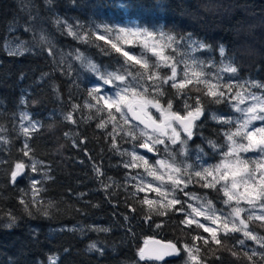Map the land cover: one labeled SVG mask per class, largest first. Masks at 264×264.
<instances>
[{
    "label": "trees",
    "instance_id": "16d2710c",
    "mask_svg": "<svg viewBox=\"0 0 264 264\" xmlns=\"http://www.w3.org/2000/svg\"><path fill=\"white\" fill-rule=\"evenodd\" d=\"M224 1L54 0L50 10L44 0H33L37 6L33 15L39 11V17L32 23L34 28L38 23L40 29L48 30L55 47L68 53L79 50L112 69L117 54L104 55L95 44L85 45L61 35L49 23L53 11L70 22L135 23L150 29L163 25V30L173 35L191 34L210 45L214 54L223 45L226 56L241 69L242 77L264 82V29L261 36L253 38L258 58L240 63L243 56L237 49L243 42L237 31L249 23L248 19L264 17V0H226L223 8L231 4L224 14L227 19L218 15L219 2ZM121 2L132 6H115ZM22 8L21 0H0V43L8 37V28L16 27L14 21L24 25L29 19ZM188 19L195 22L189 24ZM13 35L22 39L29 36L23 31ZM37 43H42V47L35 53L21 56L9 55L0 47V264H48L50 256L58 257V264H159L140 259L139 251L148 240L158 239L179 249L192 243L193 237L202 236L194 227H185L179 215H160L143 203L145 197L132 185V169L120 163L129 157L113 154L110 138L97 127L100 116L94 108L84 106L89 86L78 82V87L71 86L60 70L66 67L60 64L55 48ZM164 90L161 103L166 105L164 101L176 90L170 86ZM211 107L212 111L219 110L218 105ZM23 109L41 123L28 137L19 127L18 115ZM177 109L183 114L182 106L174 101L173 111ZM208 113L201 119V139L220 141L217 132L221 129L209 120ZM69 116L71 119H67ZM117 141L120 142V134ZM195 141L193 144L199 145ZM25 143L27 156L23 154ZM32 161L46 164L50 170L42 179L37 199L31 197L28 179L11 180L16 163L29 165ZM21 199L29 206L31 216ZM9 214L16 218L11 228L4 227L10 222ZM89 226L108 231L89 230ZM219 238L222 245L212 240L207 245L204 240L194 241L201 249L199 255L204 264H250L234 236ZM93 242L102 250H89ZM253 259L255 264H264L259 257ZM162 264L179 262L173 259Z\"/></svg>",
    "mask_w": 264,
    "mask_h": 264
},
{
    "label": "snow or ice",
    "instance_id": "6c2138e0",
    "mask_svg": "<svg viewBox=\"0 0 264 264\" xmlns=\"http://www.w3.org/2000/svg\"><path fill=\"white\" fill-rule=\"evenodd\" d=\"M21 2L22 10L27 12L29 19L24 25L14 21L16 27L10 26L8 37L0 43V47L13 56H21L25 52L35 53L42 47V43L37 41L45 42L50 36L44 29H41L40 35L36 34L32 21L39 17V11L33 15V10L37 8L33 0ZM53 3L54 0H44L45 7L50 10ZM115 6L124 9L132 5L121 2ZM49 23L61 35L71 36L85 45L95 44L104 55L117 54L118 58L115 60L117 66L112 70H108L107 66L102 67L93 63L79 50L75 52V59L80 60L95 78V82L87 89L84 106L94 108L95 113L100 116L97 127L104 129L110 138L112 144L110 150L116 156L129 157L120 161L123 167L143 166L149 176L160 181V186L153 187L148 184L147 187L163 198L164 202L145 198L143 203L150 208L154 204L157 205L156 211L160 215L168 211L184 212L187 201L182 200L178 193L189 197L195 196L197 200H201L200 196L186 191L190 184H199L201 188L216 191L217 199L222 193L225 199L221 203L229 207L230 211L225 214L224 208L217 209L212 206V201L204 198L200 208L188 204L192 209L188 214L191 218L182 220L181 223H187L189 226L195 224L197 228L203 229V232L210 234L216 245L223 244L218 234L220 229L225 237L241 233L243 239L236 241L241 246H245V242L251 240L264 249V235L250 227L251 222L260 221V227L264 228V124L256 126V122H264V82L241 80L238 77V68L233 66L231 59L226 56L223 45L218 48L219 61L214 56L204 58L199 54L211 53L213 50L210 45L193 38L191 34L173 35L165 32L163 25L151 29L139 25L121 26L103 22L97 24L95 21L85 25L78 20L69 22L54 11ZM19 31L28 33L29 36L22 39L19 35H13ZM99 41L103 44L96 43ZM137 47L141 51L133 52L132 49ZM176 53L180 54L179 59ZM49 54L54 55L51 50ZM68 55L72 56L73 53L70 52ZM64 63L66 61L62 57L60 64ZM180 64H183V68L178 71ZM71 69L72 65L68 63L66 68L62 67L60 70L69 78L71 86L78 87L76 80L72 79ZM162 69H169L170 74L162 72ZM225 73L228 74L227 78L224 76ZM169 82L170 87L176 89V93L164 101L167 106L165 109L161 97L165 95L163 85ZM189 85L192 87L189 88ZM200 85L204 87L201 88ZM174 101L182 105L183 114L179 109L173 111ZM21 103L25 101L22 99ZM212 105H225L238 115L212 111ZM149 108L160 114L159 122L148 111ZM206 112H211V119L221 126L217 135L223 137L222 143L205 138L212 152L220 157L219 162L215 164L206 162L208 153L203 147L197 146L195 149L189 147V141L195 135L202 136V132H198L202 122H198ZM129 113L132 120L143 125L139 132L137 125L127 130L120 125L121 120L124 124L130 122ZM25 118L26 115L22 114L21 119ZM67 119H71V116ZM108 125H111V130L108 129ZM31 127L34 128L35 123H32ZM149 128L151 134L146 131ZM117 129L120 133V142L117 141ZM23 133L27 136L29 128L23 127ZM122 144H131V150ZM24 148L23 154L27 156L29 154L27 143ZM138 149L153 153L158 158L150 162ZM249 153L253 155L249 156ZM36 164L37 162L33 161L30 165L33 171H38ZM25 167L24 163H16L15 170L11 171L13 182ZM160 170L166 173L167 181L165 175L159 174ZM37 183L38 181H31L34 193L41 191L36 188ZM165 183L169 184L170 188H165ZM143 190V187L139 188V191ZM21 191L27 195L25 190ZM33 203L36 201L33 200ZM242 203L246 207H242ZM21 204H25L23 199ZM25 211L29 216L32 215L27 204ZM193 213L195 216L210 220L216 227L201 223L192 216ZM245 213L247 215L243 216ZM9 216L10 222L4 227L11 228L16 218L11 214ZM89 230L108 231L106 228L92 229L91 226ZM192 239V243H187L179 249L175 244L165 246L163 251L150 250L146 253L145 249H141L140 259L159 260L164 255H179L184 252L187 254L185 264H203L198 256L201 249L194 241L204 240L205 245L208 241L200 235ZM88 248L97 249V245L93 242ZM242 251L250 264H255L254 257L264 261V251L257 252L255 248L244 250L243 247ZM232 254L237 255L235 251ZM49 264H56V257L50 256Z\"/></svg>",
    "mask_w": 264,
    "mask_h": 264
},
{
    "label": "rangeland",
    "instance_id": "374dc122",
    "mask_svg": "<svg viewBox=\"0 0 264 264\" xmlns=\"http://www.w3.org/2000/svg\"><path fill=\"white\" fill-rule=\"evenodd\" d=\"M225 1L224 2H219V6H218V7L221 8V11L218 13V15L219 16L221 15V17L223 16V19L224 18L225 19L228 18L227 16L225 17L224 14H225V12L228 11L227 9H230L231 8V6H230L231 4L230 5H227V6H225L223 8V3H225ZM248 21H249V23H246V25L244 27H242L241 30H238L237 31V33L239 34V37L242 38V40H243V42L241 41V43H239L238 44L239 46L237 47V49L240 50L239 51L240 54L243 56V58H240L241 59V62L240 63H243V64L246 63V61L243 60V59H246V60H255L256 58H258L259 55L256 53L254 39H255V37L261 36L262 35V29H264V17H262V18H256L254 16L251 19H248ZM91 22L92 21H88L87 23H83V24L90 25ZM187 22L189 24H192L195 21H192L191 19H188ZM187 22L182 21V24H187ZM116 25L132 26V25H138V24H135V23H127V24H116ZM35 29L37 30L36 31V34L37 35H40L41 34V29H40V25L38 23H35ZM44 30L46 32H48L47 29H44ZM76 41L77 42H80L78 40H76ZM43 43L45 45L52 46L53 48H55V52H56L57 56L59 57V59L61 60V58L63 57V59L66 61V63H64V66L65 67H67V64L68 63H70L72 65L71 75L76 78L75 79L76 82H78L79 84L88 85L89 87L95 82L94 76L87 70V68L82 64V62L80 60L75 59V52H76V50L74 52H72L73 53L72 56H69L68 55V52L65 49H63V48L59 49V48H57V47L54 46L55 40H54V38L52 37L51 34L48 37L47 41H45ZM125 47H127V46H125ZM216 50L217 51H216L215 54L212 51L211 53L202 52L199 55L201 57H204V58L214 56L215 59L217 61H219L220 57L218 55V49H216ZM132 51L133 52H136V53H139L141 50H140V48L137 47V48H133ZM80 53L82 55H84L85 57H87L88 59H90L93 63H96L97 65L102 66V67L103 66H106V65L100 64L99 62L95 61L92 57H89L88 55H86V54H84L82 52H80ZM175 55H176L177 59H179L180 54L179 53H176ZM149 56H150V54H149ZM248 64H250V62H248ZM116 66L117 65L115 64V61H113V65H111V67L115 68ZM233 66H236L238 68V77L241 80H253V79H250V78H247V77H245V78L242 77L243 76L242 73L240 72V74L242 76L239 74V70H241L239 68V66L235 65L234 63H233ZM107 67H108V70H112V68H110L109 66H107ZM182 68H183V64H180L179 67H178V71H180V69H182ZM162 72H167V73L170 74V70L169 69H162ZM77 74H79V75H77ZM227 75L228 74H226V73L224 74L225 78H227ZM74 77H73V79H74ZM170 83L171 82H169V84H167V85H163V89H164L165 86H170ZM191 87L192 86L189 85V88H191ZM200 87L203 88L204 86L203 85H200ZM173 90H176V89H173ZM163 106L166 109L167 106L166 105H163ZM218 109H219V110H217L218 112H220L222 114H225V115H228V114L238 115L237 113L231 112L225 105H218ZM148 111L154 117H156L157 119L159 118V115L160 114L158 112H156L155 109L149 108ZM22 114H25L26 115V118L23 119V120L21 119V115ZM102 115H104V114H102ZM128 117H129V114H128ZM208 118H209V120L211 122H213L214 124L218 125L215 121H213L211 119V112L208 113ZM105 119H107L106 116H105ZM18 120H19L20 130H21V132H22V134H23L24 137H28L29 134H30V132H33V131H35V130H37V129H39L41 127V123L38 122V121H36V120H34L32 114L28 110H26V109L21 110V112L18 115ZM129 121L130 122L128 124H124V122L121 120L120 121V125L125 130H127L130 127H132L133 125H137V124H135L131 120L130 117H129ZM158 122H159V119H158ZM32 123H35V127L34 128L31 127ZM199 123H201V121ZM260 124H264V122H256V126H259ZM218 126L221 129V126L220 125H218ZM23 127H28L29 128V134L27 136H25L24 133H23ZM140 128H143V127L137 125V132H139V129ZM146 131L151 134L150 131H148V130H146ZM198 132H201V129H199ZM117 134H120L119 133V129H117ZM1 140H3L6 143V137L5 136H2L1 137ZM195 140H199L200 143L196 142ZM193 141H195L199 145L193 144ZM217 142L218 143H222L223 142V137L220 136V141H217ZM124 145H128L126 148H128L129 150H131V147H132L131 144H124ZM197 146L203 147L204 150H205V152L208 153V156L205 158L206 159V162L208 164H215V163L219 162L220 157L217 156V155H215L212 152V150L209 148L206 140L201 139V135L200 134L195 135L193 137V139L191 141H189V147H190V149H195ZM138 151H139V153L141 155H144L147 159H149L150 162L155 161L158 158L156 155L153 156V157H151L149 155H146V154L142 153L141 149H138ZM193 155H194V153H193ZM248 155L251 156L253 154L252 153H249ZM32 162L29 165H26L23 173L18 177V179L19 178H24V179L26 178V179H28L29 182H30V186H31V181H33V180L34 181H38V183L36 184V188L40 189V184L42 182V179H44V177H46V175H48L50 173V170L48 169V167H47L46 164H43V163H40V162H37L36 161L37 162L36 168L38 169V171H33L32 168L30 167V165L32 164ZM131 169L133 171V173H131V180H132V185L134 186V188L138 192H141L142 195L145 198L150 199V200H153V201L160 200L163 203L164 202L163 201V198L159 197L157 195V193H155L154 191H151L147 187L148 184L153 185V187L160 186V181L154 180L153 177L149 176L147 174V172L145 171V169L143 168V166H141L139 168H131ZM157 169H159V166H157ZM159 174L165 175V181H167V175H166V173L163 170H160L159 171ZM132 177H135V179H132ZM29 178H31V179H29ZM140 187H143L144 190L143 191H139V188ZM164 187L165 188H170V185L167 184V183H165L164 184ZM30 191H31V193H30L31 194V197L33 199H37V196L39 195V192L40 191L38 193H34L33 190H32V188L30 189ZM186 191L195 193L197 196H200L201 197V200H197L195 198V196L189 197V196H185L183 193H178V195H180V197H181L182 200L187 201V204L184 205V209H185L184 212H179V211H168V212H171L172 215H179L181 217V220H186L187 218H191V217L188 216V214L192 212V209L188 207V204H191L193 207L200 208L203 205L204 198H206L209 201H212V206L213 207H215L217 209L224 208L225 214L228 211H230V208L229 207L224 206L221 203V201L223 199H225L222 196V193L220 194V198L217 199V193H216V191H214L212 189H204V188H201L199 184H190L188 186V188L186 189ZM241 206L242 207H246V205H244L243 203L241 204ZM177 207H179V206H177ZM151 208L152 209H156L157 208V205L154 204ZM242 215L243 216H246L247 214L245 213V214H242ZM192 216H194L195 219L199 220L201 223H204L206 226L216 227V225H213L210 220H205L203 217L195 216L194 213L192 214ZM260 225H261V222L260 221H253V222L250 223V227H252L259 234L263 235L264 228L260 227ZM184 226L187 227V228L194 227L207 241H210L211 240L210 234L203 232V229L197 228L195 224L189 226L187 223H184ZM218 234H219V237L220 236H223V233H222V231L220 229H218ZM232 236H234L236 238V241L238 239H243V236H242L241 233H235ZM238 246H241V245L238 244ZM241 247H243L244 249H247V250H250L252 248H255L257 252L264 251V249H261L258 244L254 243L251 240H247L245 242V246H241ZM97 249L102 250V248L99 245H97ZM97 249H92V250H97ZM198 256H199V259L201 260V257H200L199 254H198ZM174 259L178 260L179 264H185V261L187 260V254L184 253V252H181L179 255H175ZM48 264H49V262H48ZM56 264H58V257H56ZM203 264H204V262H203Z\"/></svg>",
    "mask_w": 264,
    "mask_h": 264
},
{
    "label": "water",
    "instance_id": "95a60500",
    "mask_svg": "<svg viewBox=\"0 0 264 264\" xmlns=\"http://www.w3.org/2000/svg\"><path fill=\"white\" fill-rule=\"evenodd\" d=\"M129 117L131 118V113H129ZM132 120V118H131ZM135 124L143 127V125H140L138 121H135V120H132ZM148 131L151 132V128L147 129ZM142 153L146 154V155H150V156H155V154L153 153H148L146 150L144 149H141ZM24 171V170H23ZM23 173V172H22ZM21 173V174H22ZM19 177V176H18ZM17 177V179H18ZM16 179V180H17ZM171 243H167V242H164V241H161V240H158V239H152V240H148L143 249H145L146 253L150 250H158V251H163L165 250V246L169 245ZM175 257V255H164L162 259H145V260H148V261H152V262H156V263H159V264H162L164 262H167V261H171L173 260Z\"/></svg>",
    "mask_w": 264,
    "mask_h": 264
}]
</instances>
